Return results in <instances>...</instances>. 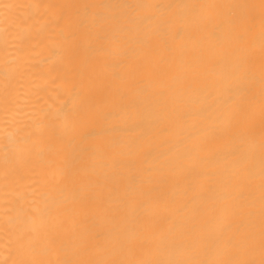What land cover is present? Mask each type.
I'll return each instance as SVG.
<instances>
[{
	"label": "bare ground",
	"instance_id": "bare-ground-1",
	"mask_svg": "<svg viewBox=\"0 0 264 264\" xmlns=\"http://www.w3.org/2000/svg\"><path fill=\"white\" fill-rule=\"evenodd\" d=\"M0 264H264V0H0Z\"/></svg>",
	"mask_w": 264,
	"mask_h": 264
}]
</instances>
